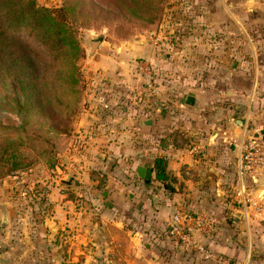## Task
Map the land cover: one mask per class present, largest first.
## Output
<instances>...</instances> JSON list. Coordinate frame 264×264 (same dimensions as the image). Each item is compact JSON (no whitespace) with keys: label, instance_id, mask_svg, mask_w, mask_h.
<instances>
[{"label":"rangeland","instance_id":"1","mask_svg":"<svg viewBox=\"0 0 264 264\" xmlns=\"http://www.w3.org/2000/svg\"><path fill=\"white\" fill-rule=\"evenodd\" d=\"M67 1L75 5L64 14L83 50V57L78 60L80 95L76 103L74 96L57 92L44 95L47 101H54L53 107L47 104L43 111H37L28 104L21 109L17 101L24 98L14 79L0 72V149L14 146L19 158L29 165L13 169L10 162H0V249L17 250L8 257L12 260L9 264H63L64 248L81 245V231L77 232L75 224L64 228L59 225L53 235L54 224L50 220L54 195L76 201L65 208L67 218L79 213L83 195L75 185L84 180L79 176L82 171L88 173L89 179L97 178L100 187L118 184L125 191L129 190L127 185H132L133 193L128 196L125 192L124 198L135 205V264H264V182L247 177L245 189L241 190L235 156H229L232 175L219 185L221 191L211 193L218 209L193 212L174 199L173 194L180 189L170 191L155 178L144 183L127 160L130 152H121L124 145L114 144L125 155L119 159L108 145L96 148L97 142L89 140L102 128L109 132L111 126L121 128L123 124V129H127L128 113H149L151 105L160 109L154 114L163 113L162 117L167 116L172 124L173 147L180 145L178 134L183 129L177 124L181 120L191 124L211 119L215 125L208 131L221 133L229 152L235 150L232 141L239 137L234 120L243 121L242 128L264 134L262 22L248 17L242 28L233 19L227 31L221 27L214 33L202 28L183 32L182 25L193 23V18L182 15L191 9L182 10L179 0H36L38 5L50 9L62 8ZM183 36L188 38L183 41ZM192 38L197 43L191 44ZM94 41L99 43L91 52ZM96 49L102 54L99 57H94ZM148 64L152 87L145 91L144 67ZM224 70H230V79H219ZM189 82L214 84L218 96L208 106L202 102L194 112L185 105L183 95L177 94ZM192 127L186 128V146L192 145L188 142L194 137ZM227 128L231 133L223 140L222 131ZM105 150L111 156L104 155ZM142 154L152 159L151 164L157 151ZM170 181L169 177L167 182ZM170 200L174 207L168 204ZM165 205L166 213L160 222L159 209ZM177 208L210 220L209 226L193 230L210 257L197 250H182L173 242L167 222ZM57 219L65 221L64 216ZM55 246L59 249L50 255ZM230 248L234 254H230ZM68 258H74L72 264L80 256Z\"/></svg>","mask_w":264,"mask_h":264},{"label":"crops","instance_id":"2","mask_svg":"<svg viewBox=\"0 0 264 264\" xmlns=\"http://www.w3.org/2000/svg\"><path fill=\"white\" fill-rule=\"evenodd\" d=\"M179 1V7L182 10L185 9V7L191 9L190 13L184 11L182 12V15H187L188 17L192 16L193 18V23H189L188 26L185 24L182 25L181 30L183 32L190 30L198 32L202 28L214 33L217 30L219 31L221 27L227 31L226 28L228 26L231 29V22L233 19L238 22L242 28L243 23H247L248 17L251 19L254 17L259 19L262 22L260 27H263L262 30H264V0ZM242 17L245 18L243 19V22L241 21ZM185 37L186 36L182 37L183 41L185 40ZM192 37L196 39V35L193 34ZM197 37H199V35ZM187 38L188 36L186 39ZM193 38L192 41L189 39L191 44L194 42ZM199 39L200 38H197V41ZM195 43L197 42L195 41L193 44ZM100 55H102L101 52L99 49H96L94 57H99ZM230 74V70H227V72L224 70L223 76H219V79H230ZM213 80L215 81L216 79ZM182 87L183 88L177 90V94L179 96L183 95L185 105L192 107L194 112L197 111L202 102L204 106H208L209 102H213L218 96L214 84L203 86L189 82V85H182ZM261 88L264 89V82H262ZM230 93H233L231 89ZM188 96L194 98L193 104H188L186 102ZM179 106L183 107V105ZM214 106L218 109L217 104ZM183 108H185V106ZM158 110L160 109L154 108L153 105H151L150 110H148L151 115L138 110L130 111V113H128L130 114L128 115L129 119L126 121V124L129 125L127 129H123V124H121V128L117 126L109 127V132H105L103 130L104 128H102V131L99 132L97 136H89V140L97 142L96 148H98L100 144L108 145V148L114 150V156H117L119 159H122L123 156H125L119 152V146L124 145L121 152H125V150L130 152L129 154L131 155L128 156L127 160L131 161L134 165L133 170L135 171V174L136 168L139 165H145L152 160L151 158L145 157L142 152H150L152 149H155L157 151L156 157H163L166 160V170L171 178L169 183L167 181L165 182L166 184L156 181L158 184L163 185L162 187L169 189L170 191L180 189V192H175L173 194L174 199L178 198V204H181L180 201H182L183 206H187L193 212L209 210L212 208L218 209L213 200L215 197L211 195V193L212 190L221 191L219 185L227 179L228 175L229 177L232 175L233 166L231 165L232 161L229 156H235L236 160L234 164L236 172L238 173L236 151L232 150V152H229V150H227L226 144L222 142V138L219 136L221 133L217 131H208L213 128V125H215L211 119H207L202 123L196 121L191 124L187 121H178L177 127H181L183 130L178 134L180 145L173 147L171 144L173 136H170V128L172 124H170L168 119L166 120L167 116L162 117L163 113H160L158 116L157 114H154V112H158ZM148 119L150 121L149 123L144 122ZM115 120L117 123H121L119 118H116ZM239 121L240 120L236 119L233 123L237 136H239L243 129V121L242 124H240ZM143 123H148L149 125ZM216 126H218V124ZM191 127L195 129V132L193 133L194 137L189 136L190 138H188V142L192 145L186 146V140L184 141L183 138L186 139L188 136L186 135V132L188 131L186 128L190 129ZM230 130L231 129L227 128L222 131V134L225 135L223 140L228 138V135L231 133ZM183 141L184 145L182 144ZM114 144H118L119 146L114 148ZM96 148L93 150L95 151ZM131 148H133V151L130 150ZM107 154L108 156H111L109 150L104 151V155ZM151 167L153 169V161L151 162ZM128 170L130 171V168H128ZM110 174H107V176H110ZM154 174L155 172L153 169L152 178H154ZM99 175L102 176L103 174ZM79 176H82L81 181L84 179L82 183L75 185V188L79 190L81 195H83L82 199H79V213L75 212L73 216L70 215V217L67 218V211L65 208L68 204L74 205L76 201H72L67 196L61 197L57 195H54L52 199L53 216L51 217L50 222H53L54 224L53 235L56 234V229L59 225H63L64 228L65 226L73 227L75 224L77 232L81 231L79 234L81 245L78 243L76 248L73 246L64 248L63 254L65 259L63 264H70V262H73L74 258L70 261L68 258L69 256L78 255L80 256V259H77V262L72 264H135V205L124 198L125 192H128V196L130 195L129 192L133 193L130 190L132 185H127L129 190L126 189L123 191L124 187H121L118 184L112 187L108 184L104 187L98 186V179H89L87 177L88 173L85 171H82ZM206 180L208 181L206 182ZM252 180H256L257 182L261 181L262 184L264 182V175H257L253 177ZM142 181L148 183V181L143 179ZM261 187H264V183ZM115 188L118 189L116 190ZM168 204L171 207H174V203H172L171 200ZM166 209V205L161 206L159 209L160 212L158 214L160 222L163 220V215L166 213ZM62 216H64V220L67 223L57 219ZM79 216L82 218L76 223ZM152 222L151 224L147 223V225L150 224V226H152ZM153 228L154 227H152V229ZM57 249L59 248L56 246L53 247L51 249L52 252L49 254L52 255ZM229 250L230 254H234V249L230 248ZM14 251L17 250L10 249V247L1 248L0 264H9V261L12 260H8V257H10ZM237 252L238 251H236V253Z\"/></svg>","mask_w":264,"mask_h":264},{"label":"trees","instance_id":"3","mask_svg":"<svg viewBox=\"0 0 264 264\" xmlns=\"http://www.w3.org/2000/svg\"><path fill=\"white\" fill-rule=\"evenodd\" d=\"M74 5L67 1L62 8L50 9L36 0H0V72L14 79L24 98L17 101L21 109L28 104L37 111L47 104L53 107L54 101L44 95L57 92L74 96L76 103L80 95L78 60L83 50L64 14ZM14 149H0V162H10L13 169L29 166ZM166 166L163 157L154 159L155 180H168Z\"/></svg>","mask_w":264,"mask_h":264},{"label":"built area","instance_id":"4","mask_svg":"<svg viewBox=\"0 0 264 264\" xmlns=\"http://www.w3.org/2000/svg\"><path fill=\"white\" fill-rule=\"evenodd\" d=\"M151 66L144 67L145 85L143 90L151 88ZM140 92V85L137 86ZM245 127V126H244ZM237 153V169L241 190L245 189V179L264 174V134L257 130L242 129L238 139L232 141ZM210 220L204 216L193 217L191 213L176 209L167 222V229L173 242L182 250H197L210 257V253L204 251V246L195 238V232L209 226ZM192 225V226H191ZM194 230V231H193Z\"/></svg>","mask_w":264,"mask_h":264},{"label":"water","instance_id":"5","mask_svg":"<svg viewBox=\"0 0 264 264\" xmlns=\"http://www.w3.org/2000/svg\"><path fill=\"white\" fill-rule=\"evenodd\" d=\"M99 43V41H94L91 43L90 45V51L92 52L94 49H95V45H97ZM186 102L188 104H193L194 103V98L192 96H188L187 99H186ZM144 122H150L149 119L144 121ZM148 123H143L145 125H149ZM240 124H242V121L240 120L239 121ZM136 175L145 180V181H149L152 176H153V169L151 167V164L150 163H146L145 165H139L137 168H136Z\"/></svg>","mask_w":264,"mask_h":264}]
</instances>
